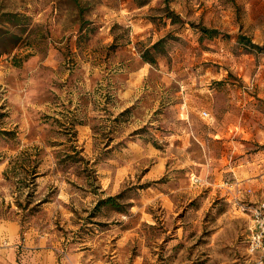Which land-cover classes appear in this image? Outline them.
<instances>
[{
	"label": "rangeland",
	"instance_id": "1",
	"mask_svg": "<svg viewBox=\"0 0 264 264\" xmlns=\"http://www.w3.org/2000/svg\"><path fill=\"white\" fill-rule=\"evenodd\" d=\"M0 28L3 248L15 222L57 264H247L264 0H0Z\"/></svg>",
	"mask_w": 264,
	"mask_h": 264
},
{
	"label": "crops",
	"instance_id": "2",
	"mask_svg": "<svg viewBox=\"0 0 264 264\" xmlns=\"http://www.w3.org/2000/svg\"><path fill=\"white\" fill-rule=\"evenodd\" d=\"M3 228V224L0 222V264H57V256L52 249L45 246L44 238L38 237L37 234L32 232H26L21 238L19 226L15 222H11V239L15 244L23 239L24 250L19 253L14 248H3V240L8 237L6 233L4 234ZM110 253L112 254V260L115 261L118 257L117 250L113 249ZM245 253L249 261L251 256L247 251V245Z\"/></svg>",
	"mask_w": 264,
	"mask_h": 264
},
{
	"label": "trees",
	"instance_id": "3",
	"mask_svg": "<svg viewBox=\"0 0 264 264\" xmlns=\"http://www.w3.org/2000/svg\"><path fill=\"white\" fill-rule=\"evenodd\" d=\"M165 9L168 11L166 18L171 19L172 23H177L178 21L180 22L182 21L179 18V16H177L176 14H174L172 11L169 10L168 6L165 7ZM15 16L16 15L14 14H3V17H8V21H10V19L12 18H15ZM14 25L17 26V23ZM199 31L202 33V35H207L209 38L218 37L219 35V32L217 30L207 29L206 27L203 26H200ZM17 38L18 36L16 33L11 32L8 29L0 28V43L3 41H8L10 43V44H0V56L3 54H7L17 46ZM238 41L240 43L246 44L248 48L251 50L264 52V46H259L257 44H254L253 42H251V40H249L244 36H239ZM160 42L161 40L156 44H152L151 46L146 47L145 50L141 53V57L145 62H149L151 65L155 63L154 58H152L151 56V51L156 50L159 46H161L162 44H159ZM110 200L111 198H108L107 201Z\"/></svg>",
	"mask_w": 264,
	"mask_h": 264
},
{
	"label": "built area",
	"instance_id": "4",
	"mask_svg": "<svg viewBox=\"0 0 264 264\" xmlns=\"http://www.w3.org/2000/svg\"><path fill=\"white\" fill-rule=\"evenodd\" d=\"M204 117L209 114L202 112ZM191 183L198 185L200 179L196 176L191 178ZM250 224L247 238V251L251 259L247 264H264V203L255 204L249 208ZM6 243H2L5 245Z\"/></svg>",
	"mask_w": 264,
	"mask_h": 264
}]
</instances>
